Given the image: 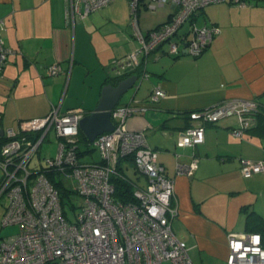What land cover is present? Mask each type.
Returning <instances> with one entry per match:
<instances>
[{"label":"crops","instance_id":"obj_1","mask_svg":"<svg viewBox=\"0 0 264 264\" xmlns=\"http://www.w3.org/2000/svg\"><path fill=\"white\" fill-rule=\"evenodd\" d=\"M252 2L245 7L221 2L202 8L205 17L199 26L213 24L220 29L206 50L195 58L173 57L163 44L145 57L148 77L118 103L133 98L146 107L130 115L125 128L144 131L158 162L174 180L172 204L177 215L171 228L179 238L173 228L176 220L191 259L197 249L202 264H225L229 233L264 234V214L258 211L264 198V172L249 178L240 172L242 159H264V116L254 120L242 137L232 134L238 126L236 117H225L205 125L202 143L177 145L180 131L198 123L185 112L236 98L264 101V0ZM168 5L163 19L146 31L169 19L174 8ZM128 8V0H112L72 21L66 0H0L3 44L12 50L0 76V142L9 129L18 132L22 121L43 117L53 107L61 112L94 109L102 86L114 82L113 61L136 48ZM53 63L62 71L49 75L47 68ZM156 86L165 96L152 103ZM54 137L55 142L49 135L42 142H47L44 157L56 153L55 133ZM193 159L197 167L191 175L177 174L178 162ZM100 160L98 155L86 162ZM120 166L129 179L145 185L146 177L135 170L131 159H122ZM230 213L237 216L235 225Z\"/></svg>","mask_w":264,"mask_h":264},{"label":"built area","instance_id":"obj_2","mask_svg":"<svg viewBox=\"0 0 264 264\" xmlns=\"http://www.w3.org/2000/svg\"><path fill=\"white\" fill-rule=\"evenodd\" d=\"M111 1L66 0V14L75 21ZM252 1L128 0L136 48L114 60V67L139 70V76L147 78L145 57L163 44L168 46L169 55L198 57L220 29L215 25L199 26L190 19L209 4L226 2L245 7L252 5ZM165 4L174 8L169 19L143 32L138 20L140 7L155 10ZM186 23L188 27L183 29ZM3 29L4 21L0 19V76L12 53L3 44ZM61 71L58 63L47 68L49 75ZM164 96L165 91L156 86L150 101L156 103ZM262 105L264 101L259 99L236 98L195 109L189 113V119L198 123L180 131L177 145L202 143L205 125L225 117H236L238 126L232 134L242 137ZM145 110V106L132 100L111 111L114 129L90 142L100 155L99 162H84L77 153L79 121L87 113L83 108L61 112L53 107L43 117L22 121L18 132L7 131L0 147V200H5L0 225H16L18 230L0 236V264H194L186 243L171 228V221L177 215L172 204L174 180L158 162L157 151L148 144L144 131L125 128L130 115ZM50 131L57 137L56 153L44 157L43 164L33 168L32 158ZM126 158L146 177L145 185L118 173L117 166ZM196 167V159L188 164L178 162L176 172L191 175ZM49 170L65 178L64 183L74 191L76 201L61 199L58 189L46 176ZM240 172L245 178L264 172V159H242ZM112 175L132 185L135 201L115 199ZM227 249L225 264H264V239L260 232L229 233Z\"/></svg>","mask_w":264,"mask_h":264},{"label":"water","instance_id":"obj_3","mask_svg":"<svg viewBox=\"0 0 264 264\" xmlns=\"http://www.w3.org/2000/svg\"><path fill=\"white\" fill-rule=\"evenodd\" d=\"M113 71L111 78L115 83L111 82L102 86L96 106L79 121L80 131L89 142H93L98 135L114 129L111 111L118 105L121 97L131 91L135 93L144 79L138 73H134L135 70L126 66L114 67ZM132 100L135 99L132 98L127 103Z\"/></svg>","mask_w":264,"mask_h":264},{"label":"rangeland","instance_id":"obj_4","mask_svg":"<svg viewBox=\"0 0 264 264\" xmlns=\"http://www.w3.org/2000/svg\"><path fill=\"white\" fill-rule=\"evenodd\" d=\"M231 5H233V4H231ZM169 6L170 5L166 4L165 6L157 8L155 10L145 9L144 7H140L139 16H138L140 29L143 32H145L147 29H149L150 27L155 25L157 22L161 21L163 19V17L166 15L165 12L168 11ZM234 6H237V5H234ZM128 9H129V16H130V8H128ZM198 14L199 15L196 17L195 22L198 25H200L203 23L205 15H204V12L202 11V9L198 12ZM187 27H188V23H186V25L184 26L183 29H186ZM49 136L51 137L52 141L55 142V137H54L53 131L49 132ZM46 145H47V142H44L43 145L40 146V148L38 149V151L35 153L34 157L32 158L31 165L37 164V166H39L42 163L43 157L45 155H47V153H45L46 152ZM54 147H55V145L53 146V149H54ZM98 155H99L98 152L96 150H93L91 155L89 154L87 156H85V155L81 156L80 159L84 162H86V160L91 159V158L97 160ZM261 197H264V195H261ZM65 198L67 200L69 199V202H71L73 199L75 201L77 200V196H74V197L71 196V197H65ZM261 203H262L261 207H260L261 209H259V210L256 209V210H258L260 214H264V213H262V212H264V198L261 199ZM4 204H5V200L4 199L0 200V222H1L2 213L4 211ZM229 218L232 220L235 219L232 222L233 225H235L236 220H237L236 214L230 213ZM173 228H174V231L176 232L177 236L179 237V239H182V237H181L182 234L177 232V228H179V225H178V222L176 220H175V222H173ZM17 230H18V227L16 225L5 226V227H1V225H0V235L1 236L13 234V233L17 232ZM197 253H198V250L195 249L193 252V258H192L194 261V264H202Z\"/></svg>","mask_w":264,"mask_h":264},{"label":"trees","instance_id":"obj_5","mask_svg":"<svg viewBox=\"0 0 264 264\" xmlns=\"http://www.w3.org/2000/svg\"><path fill=\"white\" fill-rule=\"evenodd\" d=\"M170 16H171V14H170ZM193 20L196 21V17H192L190 19L191 22H193ZM212 25L213 24L207 25V26H212ZM173 57H179V56L173 55ZM134 72H137L139 74V70H135ZM191 111H193V110H189V111L185 112L188 119H189V113ZM259 112H260V110H259ZM259 112L257 114H255L254 120H257L258 117L264 116V112H262V113H259ZM262 119H264V118H262ZM214 123H216V122H214ZM214 123H208V124H214ZM3 143L4 142H0V144H3ZM77 144H78L77 145V148H78L77 153H78L79 157L84 156L86 154H91L92 151L95 150L93 147H91L92 146L91 143L85 138V136L83 135V133L81 131L79 132V135L77 137ZM41 164H43V162ZM31 166H33V165H31ZM34 167L37 168L38 167L37 164L35 166H33V168ZM117 170H118L119 174L120 173L123 174L120 164L117 166ZM46 176L55 185V187L58 189L59 194L61 196V199L63 201L65 200L66 202L67 201L69 202V199L67 200L65 197H71V196L74 197L75 196L74 191H72V189L69 186L65 185L64 180H63L65 178L62 177V175L60 173H58L54 170H49L48 172H46ZM111 181L115 185V189H116L115 199L123 201V202L135 201L133 194H132V185L130 183H128L127 181H124L122 178L115 176V175H112ZM251 222H252V216H249L248 224L250 225ZM255 232H260V231H255ZM260 233H261L262 239H264V234H262V232H260Z\"/></svg>","mask_w":264,"mask_h":264}]
</instances>
